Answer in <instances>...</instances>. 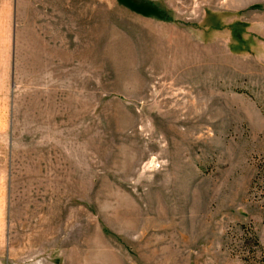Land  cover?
Returning a JSON list of instances; mask_svg holds the SVG:
<instances>
[{"label": "rangeland", "instance_id": "1", "mask_svg": "<svg viewBox=\"0 0 264 264\" xmlns=\"http://www.w3.org/2000/svg\"><path fill=\"white\" fill-rule=\"evenodd\" d=\"M264 0H0V264H264Z\"/></svg>", "mask_w": 264, "mask_h": 264}, {"label": "trees", "instance_id": "2", "mask_svg": "<svg viewBox=\"0 0 264 264\" xmlns=\"http://www.w3.org/2000/svg\"><path fill=\"white\" fill-rule=\"evenodd\" d=\"M253 184H257L258 186H261L262 193H264V160L259 163L257 167V173L255 175V178L253 180ZM255 243L258 246V249L261 251V255L264 256V249L258 244V241H255Z\"/></svg>", "mask_w": 264, "mask_h": 264}]
</instances>
